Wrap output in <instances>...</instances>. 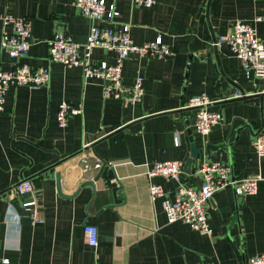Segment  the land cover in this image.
Here are the masks:
<instances>
[{
    "label": "crops",
    "instance_id": "1",
    "mask_svg": "<svg viewBox=\"0 0 264 264\" xmlns=\"http://www.w3.org/2000/svg\"><path fill=\"white\" fill-rule=\"evenodd\" d=\"M104 1L119 16L99 26L129 25L135 45L160 37L174 54L130 55L124 62L125 85L144 79L142 100L133 105L104 99L101 81L49 60L55 32L83 44L93 25L74 0H0V42L9 30L4 15L25 18L30 46L19 63L32 71L47 69L50 76L41 88L11 87L0 114V264H247L264 255V157L253 146L264 131V99L258 98L264 80L251 78L225 44L213 43L235 22L259 17L263 20L253 25L264 45V0H155L151 8L131 0ZM91 60L113 64L114 53L94 50ZM11 64L0 46V70L9 71ZM199 95L209 99V111L222 115L206 136L194 131L195 112L185 108ZM62 102L81 114L59 129ZM187 130L203 151L190 175L183 173L184 185H199L192 175L202 161L230 165L236 179H258L255 195L237 198L231 189L213 195L210 235L168 223L161 200L151 201L148 193L152 184L174 197V181L148 179L146 171L158 162L184 164L190 156ZM84 161H99L101 167L85 174ZM57 173L63 196L56 190ZM98 175L93 190L84 187L76 195ZM23 181L32 184L38 201L36 224L22 225L10 206L22 202L14 190ZM85 225L98 231L95 248L87 244Z\"/></svg>",
    "mask_w": 264,
    "mask_h": 264
},
{
    "label": "built area",
    "instance_id": "2",
    "mask_svg": "<svg viewBox=\"0 0 264 264\" xmlns=\"http://www.w3.org/2000/svg\"><path fill=\"white\" fill-rule=\"evenodd\" d=\"M135 5L151 8L155 0H131ZM74 7L79 13L93 22L83 44L74 42L65 32H55L48 41L49 60L59 63L66 68L80 69L86 80H99L102 83L104 99L121 100L126 104H136L144 95V79L137 77L133 84L127 86L122 80L124 62L130 55L148 58H171L172 50L162 43L160 37L142 45H135L130 38V26L122 25L114 29L110 25L99 26L103 20L112 21L119 16L113 5L104 0H74ZM4 29L1 34L0 46L12 61L9 71L0 70V114L4 111L6 95L11 87H28L37 89L49 82V71L44 68L30 70L19 61L28 55L30 25L25 18H14L4 15L2 18ZM256 18L253 22H235L226 35L219 38L215 45L225 44L230 52L244 66L248 75L253 79L264 80V45L257 37L253 23L262 21ZM94 50L114 53L113 64L105 61L93 62L91 56ZM210 104L206 95L193 97L185 104L186 109L195 112L193 128L196 133L206 136L210 130L222 121V115L207 109ZM81 111L67 102H62L56 113V125L59 129L67 126L68 121L79 116ZM177 145V140L175 141ZM258 156L264 157V131L259 133L253 142ZM83 173L97 171L101 167L99 161L88 164L84 161ZM181 162L169 161L152 164L146 171L148 179L161 177L176 183L174 197L167 198L165 191L158 185H149L148 193L151 201L161 200V208L168 223L181 222L190 229L210 235L208 225V209L213 195L231 189L237 198L255 195L258 179H236L232 167L220 162L202 161L195 168V176L199 185L187 187L182 181ZM112 182H115L113 180ZM18 196L31 194L21 207L29 212L32 224L38 220V201L34 197V188L30 182L23 181L15 186ZM31 209H27L30 208ZM87 244L95 248L98 244V231L95 227H83ZM210 264V263H202ZM247 264H264V255H256L247 260Z\"/></svg>",
    "mask_w": 264,
    "mask_h": 264
},
{
    "label": "water",
    "instance_id": "3",
    "mask_svg": "<svg viewBox=\"0 0 264 264\" xmlns=\"http://www.w3.org/2000/svg\"><path fill=\"white\" fill-rule=\"evenodd\" d=\"M213 43L214 44L216 43L215 38H213ZM215 49L216 48H214V50ZM258 98L262 101L264 99V93L260 94L258 96ZM187 135L189 137V142H190V156L185 161V163L183 164L182 172L186 175H190L191 165L194 163V161L197 160L199 153H201L203 151V149L202 148H195L190 130H187ZM207 149L212 150V151H217L219 148L217 146L216 147L215 146H207ZM98 178H99V175L97 177H95L93 180L85 181L80 186V188L77 190L76 195H78L80 190L83 189L84 187H90L91 190H93L94 182L97 181ZM56 190H57V193L59 196H63L60 192V175H59V173L56 174ZM30 195L31 194L22 195L21 196V198H22L21 203L26 201V199H28L30 197ZM76 195H74V196H76ZM21 203L11 201L10 206L13 208V210L15 211L17 216L19 217L20 223L22 225H29V224H31V219L29 218V212L25 211V209L21 207ZM27 209H31V207L27 208Z\"/></svg>",
    "mask_w": 264,
    "mask_h": 264
}]
</instances>
